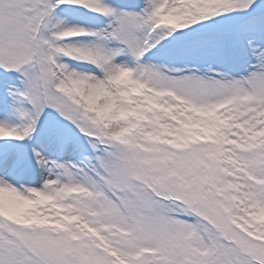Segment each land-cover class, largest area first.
<instances>
[{
	"label": "snow or ice",
	"instance_id": "1",
	"mask_svg": "<svg viewBox=\"0 0 264 264\" xmlns=\"http://www.w3.org/2000/svg\"><path fill=\"white\" fill-rule=\"evenodd\" d=\"M0 264H264V0H0Z\"/></svg>",
	"mask_w": 264,
	"mask_h": 264
}]
</instances>
